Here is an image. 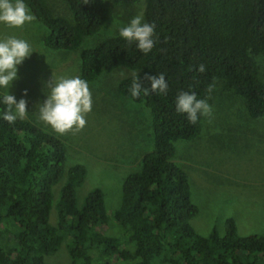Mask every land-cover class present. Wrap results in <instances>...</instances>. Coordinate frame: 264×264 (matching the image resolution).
Instances as JSON below:
<instances>
[{"label": "trees", "instance_id": "obj_1", "mask_svg": "<svg viewBox=\"0 0 264 264\" xmlns=\"http://www.w3.org/2000/svg\"><path fill=\"white\" fill-rule=\"evenodd\" d=\"M62 1L66 16H55L49 0H24L46 29L43 47L52 51L78 49L112 10L128 15L143 1V22L155 25L151 52L111 35L79 53V78L90 84L103 73L128 69L131 75L117 93L150 112L152 149L121 185L113 218L125 240L107 236L101 232L108 221L101 191L77 199L85 168L67 166L59 138L25 119L5 121L6 106L0 103V264H51L46 257L61 246L70 264H264V236H239L232 219L223 234L194 232L189 220L197 208L186 174L173 161L174 144L197 138L201 129L202 115L192 124L177 112L182 91L209 103L222 88L242 99L250 118L264 119V0ZM159 73L165 75L166 93L130 95L134 79L150 89L145 75Z\"/></svg>", "mask_w": 264, "mask_h": 264}, {"label": "rangeland", "instance_id": "obj_2", "mask_svg": "<svg viewBox=\"0 0 264 264\" xmlns=\"http://www.w3.org/2000/svg\"><path fill=\"white\" fill-rule=\"evenodd\" d=\"M49 7L55 16L67 15L62 0H49ZM143 9L140 1L128 15L121 9L112 10L101 30L85 38L73 51L44 48L46 29L36 18L20 28L0 23V39L15 36L27 41L34 51L17 66L18 79L10 89L0 88V94L9 91L17 101L26 99L25 120L62 141L67 166L80 164L85 168V179L76 190L77 199L81 201L90 191L100 190L108 215L101 232L121 240H125L123 230L113 218L121 202V185L141 156L151 151L153 141L150 112L117 93L118 84L131 72L119 67L88 84L92 110L85 117L86 126L78 133H56L39 119L38 105L47 99L46 83L53 73L57 79L79 77V53L119 34ZM261 65L264 75V60ZM208 104L212 112L207 117L202 115L199 136L174 144L173 161L186 174L190 199L197 208L189 224L196 234L207 236L214 230L223 234L226 220L232 219L239 236H264V119L250 118L242 99L222 88L214 90ZM53 218L51 212L50 223ZM124 248L132 250L129 245ZM46 260L70 264L63 246Z\"/></svg>", "mask_w": 264, "mask_h": 264}, {"label": "clouds", "instance_id": "obj_3", "mask_svg": "<svg viewBox=\"0 0 264 264\" xmlns=\"http://www.w3.org/2000/svg\"><path fill=\"white\" fill-rule=\"evenodd\" d=\"M87 3V2H86ZM35 19L25 4L24 0H0V23L9 28H20L25 23ZM154 24L143 22V15L133 17L126 27L119 30V35L128 43H136V47L144 54H148L154 47ZM30 44L15 36L0 39V88L10 89L14 80L18 79V65L33 53ZM204 73V65L198 67ZM150 81L151 88L143 87L139 77L132 81L130 95L139 98L150 93H166L168 84L165 75H145ZM214 84L208 86L211 93ZM27 92H25V96ZM47 99L38 105L39 119L58 134H73L83 130L86 126V115L92 110V98L88 83L79 77H60L57 79L53 73L52 78L46 83ZM0 103L6 106L3 119L14 124L17 119L26 118V99L16 100L15 96L6 91L0 97ZM176 110L178 113L187 114L188 121L195 124L198 115L210 116L212 109L205 99H197L194 92H180L176 97Z\"/></svg>", "mask_w": 264, "mask_h": 264}]
</instances>
